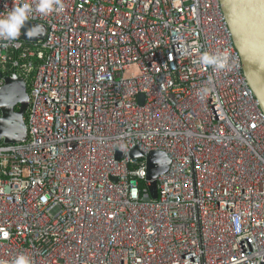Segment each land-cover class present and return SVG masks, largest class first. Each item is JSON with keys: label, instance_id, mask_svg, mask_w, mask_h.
Segmentation results:
<instances>
[{"label": "built area", "instance_id": "obj_1", "mask_svg": "<svg viewBox=\"0 0 264 264\" xmlns=\"http://www.w3.org/2000/svg\"><path fill=\"white\" fill-rule=\"evenodd\" d=\"M63 3L29 19L44 39H0V72L31 80L28 137L0 144V261L264 264V111L220 0Z\"/></svg>", "mask_w": 264, "mask_h": 264}, {"label": "water", "instance_id": "obj_2", "mask_svg": "<svg viewBox=\"0 0 264 264\" xmlns=\"http://www.w3.org/2000/svg\"><path fill=\"white\" fill-rule=\"evenodd\" d=\"M225 20L231 30L235 47L242 62L244 74L264 111V0H220ZM23 39L42 40L47 28L43 24L28 22ZM0 72V77H3ZM0 88V141L18 143L27 139L25 116L30 104L28 83L25 79L4 76ZM141 101H144L142 96ZM16 107H19L16 109ZM133 156L143 157L140 151ZM171 159L164 151H152L147 156L148 176L152 199L158 198L157 178L165 174Z\"/></svg>", "mask_w": 264, "mask_h": 264}, {"label": "clouds", "instance_id": "obj_3", "mask_svg": "<svg viewBox=\"0 0 264 264\" xmlns=\"http://www.w3.org/2000/svg\"><path fill=\"white\" fill-rule=\"evenodd\" d=\"M64 7L63 0H35V6H33L32 0H14L13 6L9 10L0 13V39L14 41L19 37L21 30L25 28L34 13L47 17L53 13L62 12ZM199 62L222 70L227 65V57L205 52L199 56ZM0 264H4V262L0 261ZM10 264H32V258L21 253L14 257Z\"/></svg>", "mask_w": 264, "mask_h": 264}, {"label": "trees", "instance_id": "obj_4", "mask_svg": "<svg viewBox=\"0 0 264 264\" xmlns=\"http://www.w3.org/2000/svg\"><path fill=\"white\" fill-rule=\"evenodd\" d=\"M18 55V53H16L15 54V56H17ZM11 66V65H10ZM28 88H30V82L28 81ZM19 107H16V109H18ZM3 143V141H0V144H2Z\"/></svg>", "mask_w": 264, "mask_h": 264}, {"label": "rangeland", "instance_id": "obj_5", "mask_svg": "<svg viewBox=\"0 0 264 264\" xmlns=\"http://www.w3.org/2000/svg\"><path fill=\"white\" fill-rule=\"evenodd\" d=\"M134 71H138L136 68H135V70ZM31 80H29V82H30Z\"/></svg>", "mask_w": 264, "mask_h": 264}]
</instances>
